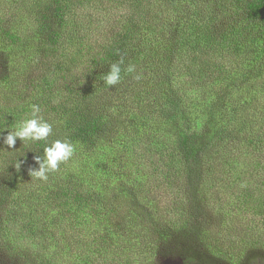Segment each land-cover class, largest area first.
Segmentation results:
<instances>
[{
	"label": "trees",
	"instance_id": "trees-1",
	"mask_svg": "<svg viewBox=\"0 0 264 264\" xmlns=\"http://www.w3.org/2000/svg\"><path fill=\"white\" fill-rule=\"evenodd\" d=\"M10 5L4 11L21 18L25 0ZM32 10L33 34L6 17L0 27L3 85L14 54L18 74L37 71L52 81L4 85L0 131L6 136L31 118L35 104L52 133L47 141L17 139L11 149L0 141V264H57L43 244L31 246L67 218L94 225V239H118L134 256L143 247L152 252L141 249L145 258L168 254L183 264L264 261L263 232L232 256L227 232L210 227L233 221L243 232L264 230V117L255 118L264 110V0H37ZM180 11L185 17L175 18ZM121 61L122 79L109 88L103 76ZM192 109L220 118L209 139L188 120ZM156 119L171 120L176 131L151 150L144 130ZM54 140L72 143L74 154L47 181L36 180L34 158ZM90 146L124 148L119 169L130 177L121 179L115 162L80 168ZM250 154L252 169L234 175ZM224 178L242 188L224 195L215 187ZM233 202L232 209L262 214L260 226L233 218ZM171 214L178 222L167 221Z\"/></svg>",
	"mask_w": 264,
	"mask_h": 264
},
{
	"label": "rangeland",
	"instance_id": "rangeland-1",
	"mask_svg": "<svg viewBox=\"0 0 264 264\" xmlns=\"http://www.w3.org/2000/svg\"><path fill=\"white\" fill-rule=\"evenodd\" d=\"M37 0H25V5L22 7L23 10H25L24 13H20L21 18L14 19L12 16V11L5 12V9H11L12 5H10V0H0V27L3 26V20L4 17L10 19L13 23H20L22 25V28L28 30L31 34H33L36 31L35 28V13L32 10L34 6V2ZM177 1V0H175ZM175 4V3H174ZM15 10V9H14ZM116 12V11H114ZM186 13L183 11L175 13V18H183L185 17ZM18 21V22H16ZM34 42L37 40H33ZM16 52V51H15ZM14 52V53H15ZM18 56L14 54L11 57V60H9V66L7 67L6 74H9V77L7 78V81L4 85H24V86H30V85H44L46 80H51L52 77H45L43 73L35 72V71H26L23 75L18 74V72L13 70L14 64L17 62ZM20 62V59H19ZM4 64V61H3ZM150 69V68H148ZM32 72V73H31ZM153 74V73H152ZM1 77H3V80H1ZM49 78V79H46ZM4 66H0V108L4 107ZM177 85V84H176ZM179 85V84H178ZM180 88V87H179ZM16 97L14 98V100ZM8 100V103H12V100ZM188 120L191 119L193 125L196 128V131L201 133L203 137L210 138L211 135L215 132L218 124L220 123V118L216 116H209L203 113H195V109H192L187 114ZM257 117H264V110L262 112L258 113ZM151 122V123H150ZM149 124L146 126L147 128L144 130V134H149L148 138L146 136L143 137L144 141H148L147 148L148 149H155L156 147H159V143L164 146L169 142L170 139L175 137V131L176 127L175 125L172 126V121L169 119H162V120H155L150 121ZM253 122L254 132L257 130L256 123L254 120L250 121V124ZM247 124V123H246ZM4 130V127L3 129ZM1 130V131H2ZM178 130V128H177ZM248 131V129H246ZM143 134V133H142ZM153 136H156L155 139ZM1 142L3 141L4 137V131L0 132ZM133 141L134 136L130 137ZM264 140V139H262ZM127 142L129 140L127 139ZM120 143V142H119ZM115 143L114 145H116ZM121 144V143H120ZM259 144V143H258ZM122 145V144H121ZM244 146L245 150L249 145H240ZM257 144H253V147H257ZM108 147V146H107ZM116 147V146H115ZM89 148V154H86V162L82 163L80 168H83L84 166H94L96 169L104 168L106 165L109 164H116L115 169L120 170V176L121 179H126L127 177H130L129 171L123 172L124 170L120 168V165H125L123 162H125L128 159V154H126V151L124 148L119 147L116 153H113L110 151H106V147H102L101 149H96L95 151H92L91 146ZM116 149L112 151H116ZM239 149V148H238ZM234 151L237 153V149L234 148ZM96 152V153H93ZM103 154L107 157L106 160H101L103 157ZM261 154V153H260ZM78 156V154H76ZM254 157L252 154L247 156L245 161H238L235 163L236 168L232 170L234 175H236L237 172H241L244 169H252L251 167L254 164ZM262 165H264V160L262 162ZM78 172V171H77ZM252 172V171H250ZM254 172H256L254 170ZM216 189H219L223 192V194H227L225 191V188L229 189L232 188L234 192H237V190L241 189V183L239 181H233L230 178H227L225 181V178L223 180H219L216 183ZM221 187V189L219 187ZM165 190H168V187H165ZM222 196V195H220ZM223 197V196H222ZM180 200V198H178ZM156 204V202H155ZM234 202L232 204H228L230 213H237L233 218H239L242 221L244 220V223L246 222L245 219H249V223L253 225L255 228L260 226V217L262 214H256L253 213L250 209H241V208H234L233 207ZM175 206V203L172 205ZM181 205L179 204V207ZM169 207V206H168ZM166 213H169L168 211ZM173 214V213H172ZM171 214V215H172ZM177 220V216H171V218L167 221L171 224V221ZM56 220L55 225H58L59 222L62 226H59L57 228L51 227L48 230L50 233L48 236L42 233V238L38 239V243L36 245H32V248H36V246L44 245V251L47 254V257H52L56 260L57 264H183L181 259L174 255H164V254H158V256H150L149 258H145L144 255L149 253H152L150 248H136V252L138 254L134 256L133 253H131L129 250L127 251V248L124 246L117 245L118 239L109 240V238H105L107 241L105 242H99L97 239H94L95 237L92 236V231L95 229V226L90 224L86 226L83 224L82 219L80 218L77 221L74 220V218H67L63 219L61 221ZM58 223V224H57ZM89 224V223H88ZM233 221H213L210 224V227L216 231L218 234L221 232L223 235H226L225 232H227L228 236V243L233 247L231 249L232 256L235 254V249H243L242 246L245 245V242L247 241H253L255 237H258L260 232L264 233L263 229L257 228V230H247L242 231L243 226H239V224L233 225ZM177 225V224H176ZM227 227L232 228H238L235 232H230V229ZM228 229V230H226ZM234 233V234H231ZM259 233V234H258ZM116 240L115 243H113ZM139 240V238H138ZM137 240V241H138ZM26 242V241H25ZM264 246V245H263ZM252 248L255 249V246L252 243ZM33 249V250H34ZM141 249H143L144 253H140ZM141 255V256H140ZM35 259V258H34ZM143 259V260H142ZM37 262V259L35 260ZM31 264L34 263V261L30 262ZM254 264H264V261H258Z\"/></svg>",
	"mask_w": 264,
	"mask_h": 264
},
{
	"label": "clouds",
	"instance_id": "clouds-1",
	"mask_svg": "<svg viewBox=\"0 0 264 264\" xmlns=\"http://www.w3.org/2000/svg\"><path fill=\"white\" fill-rule=\"evenodd\" d=\"M121 62L110 65L109 71L103 76V83L113 87L120 83L121 77ZM126 71L134 72L135 69L129 66ZM139 79L140 77H135ZM40 107L38 105L31 106V118L22 121L14 130L8 131V134L3 137V145L11 149L14 147L17 139L35 143L38 141H47L52 133V125L44 121L38 113ZM4 131V130H2ZM0 131V132H2ZM75 146L67 140H54L50 145L43 148V155H37L35 163L38 169H31L30 175L39 181H47L49 174L56 172L62 163L67 162L74 154Z\"/></svg>",
	"mask_w": 264,
	"mask_h": 264
}]
</instances>
